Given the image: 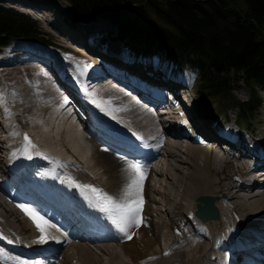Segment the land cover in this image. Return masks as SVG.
Masks as SVG:
<instances>
[{
    "label": "bare ground",
    "instance_id": "obj_1",
    "mask_svg": "<svg viewBox=\"0 0 264 264\" xmlns=\"http://www.w3.org/2000/svg\"><path fill=\"white\" fill-rule=\"evenodd\" d=\"M15 1L42 14L48 10L38 8V5H50L49 13L53 15L51 23L60 37L86 47L83 51L74 49V52L79 53L82 58L87 54L82 60L89 67L84 72L72 65L66 68L62 65L67 63L66 59L62 58L64 61L61 62L58 55L46 53V49H55L39 40L34 47L15 42L14 46L0 50V77L10 75L20 67L31 68L36 72L28 88L22 87L11 76L5 77V80L0 78V89L4 94V116L10 119V115H13L20 129V133H13L5 143L0 139V149L6 154L4 156L0 153V192L4 194L3 196L0 193V202L5 209L15 213L22 223L20 232L0 209V244L10 248L11 243L8 241L11 240L15 247L25 252H29L30 248H38L39 255H44L43 263L50 261V264H240L243 261L245 264H262L264 104L261 106V114L259 113L261 126L256 130L252 129L249 137L242 133L244 128L248 129L247 125H242L241 128L237 117L231 121L234 129L227 125L220 129L207 118L208 109L202 112L204 104H197L195 99L199 101L200 98L194 90L191 89L190 95L179 93L177 86L185 89L183 83L173 77L175 71L170 70L169 74L165 66L158 64L157 56H146L130 48H125V52L119 46L121 49L108 46L113 39L94 38L104 27L97 26L95 21L85 27L76 26L72 23L75 15L68 17L64 8L69 9L59 3L64 2L63 0ZM104 70L110 76L126 82L128 87L123 89L112 86L110 77H102ZM133 87L141 91L140 96L134 95ZM162 87L177 92L173 93L185 104L195 133H199L206 142L212 144L221 140L227 141L228 150L218 149L211 157V145L206 144L207 148H202L187 138V126L191 124L187 123L186 128L180 126L179 112L170 105V98L161 95L164 91ZM84 92L88 95L93 93L95 97L99 95L102 99L100 101L105 102L116 117L138 131L142 142L148 145L152 143L155 147L157 154L152 159L154 165H150L152 162L144 165L145 177L150 179L151 172H154L168 178H165L168 194L165 195L163 191V196L172 210L179 209L180 203H183L184 214L189 215L184 217L191 224L181 237H176L175 242H163L159 249L154 246L153 236H156V232H153L150 224L154 209L150 203L157 201L148 189L150 184L146 178V185L143 183V199L147 202L143 203L140 213L142 223L128 229L133 234L128 241L123 240L125 236L118 232L104 213L90 206L88 197L92 194L73 185L72 181L79 185H92L119 199L130 178L125 171L126 161L133 160V156L121 148L122 139L115 137L105 127H95V124L102 125V122L90 111L83 110L85 106L81 98ZM160 99L164 102V107L157 110ZM71 102L81 108L91 134L96 135L95 131H99L105 137L104 141H93L94 148L88 156L93 164L89 163L85 154L84 136L76 128L77 123L72 115L64 111ZM246 123L249 122L244 124ZM25 134L34 147H27ZM63 136L64 144H61L60 139ZM191 136L193 138V134ZM65 154L71 156L80 166L66 158ZM96 169H101L106 178L101 180L95 175ZM162 181L164 183L163 179ZM153 186L152 184L151 190L154 189ZM39 191L44 194L43 197L38 195ZM200 194L214 197V203L219 210L218 218L202 221L194 215L197 208L196 197ZM27 199L33 200V205L22 201L27 202ZM18 204L31 208L34 206L35 209L38 207L39 214L55 225L46 229V242L40 241V231ZM159 210L160 223H164L168 230L171 229L172 223L167 209ZM59 220H64L63 225ZM68 221L70 225L75 223L77 227L65 230L70 227ZM86 227L104 231L90 233L91 240L96 239L97 245H93L94 242L88 243L84 238L88 235ZM27 231L29 234L25 235ZM174 231L175 228L171 234ZM135 248H139V252H133L136 251ZM10 264L29 262L21 261L14 255Z\"/></svg>",
    "mask_w": 264,
    "mask_h": 264
},
{
    "label": "trees",
    "instance_id": "obj_2",
    "mask_svg": "<svg viewBox=\"0 0 264 264\" xmlns=\"http://www.w3.org/2000/svg\"><path fill=\"white\" fill-rule=\"evenodd\" d=\"M67 1L77 21L97 15L111 19L116 38L134 52L194 66L196 93L236 107L238 122L258 112L264 90V0ZM122 1L133 5L137 20L125 16ZM41 34L29 15L0 4V45L12 39L42 40ZM230 73L242 75L246 97L232 93Z\"/></svg>",
    "mask_w": 264,
    "mask_h": 264
},
{
    "label": "rangeland",
    "instance_id": "obj_3",
    "mask_svg": "<svg viewBox=\"0 0 264 264\" xmlns=\"http://www.w3.org/2000/svg\"><path fill=\"white\" fill-rule=\"evenodd\" d=\"M48 1H50V2H59L61 0H48ZM63 1L64 2H59V3H62L63 6L66 5V7L69 9V10H66L64 8L66 14H68L67 16L68 17L74 16L75 14H74V11H73L71 5L68 3L67 0H63ZM125 2H127V1H125ZM127 3L131 7L133 6L130 2H127ZM0 4L4 5V6H11V7H13L16 10L24 12L25 14L29 15L31 18H33L32 15L37 14V13H35L36 11H32L31 8L28 5L22 4V3L18 2V1H15V0H0ZM42 4L43 3L39 4L38 6H40V7H38V8L43 9V8H45V6H48V8H50V5H46V4L42 5ZM94 21L98 23L97 26L104 27V30L100 34L94 36V38H96V37L103 38V40H107V39H111L112 40L113 39L112 42L109 43L108 46L117 47V48L121 47L122 49H124V51H125V48H130L129 45L124 44L122 41H120L118 38H116V36H115V34H116L115 33L116 32L115 31V26H114L113 22L111 21V19H108L106 17H102V16H98L97 15L93 20H91L89 22H81V21H77V20L74 19L72 21V23L75 24L76 26H84L85 27V26H88L90 23H92ZM35 23H36L38 31H40L42 33L41 34L42 35L41 42L42 43H47L48 45L53 46V48L55 49V50L46 49L45 52L48 53V54L52 53L55 56L58 55L57 58L61 62L64 61L63 59H66L67 63L66 64L65 63L62 64L66 68H68L70 65H72L73 68H77V69H81V70L83 69V72H84V69H85L84 68V64L85 63L83 62L82 59L84 57H86L87 54L85 56L83 55L84 57L82 58V56L80 57L79 53L74 52V50L72 51L70 49H66V47H69L70 45H73L75 47V44H73L72 42H70V41H68L66 39H63L62 37H60V35H59L58 31L56 30V28L50 27V24H49V22L46 19H41L40 21L38 20ZM49 29H51L52 31H50ZM57 34L59 36H57ZM98 38H96V39H98ZM37 41L38 40H34L33 41L31 39L24 40V41H20V40H17V39H12V40H10L8 42V44H6V46H3V47L0 46V48H1L0 50H3L4 48H8V47L14 46L15 42L25 43L24 46H32V47H34L33 45H35V42H37ZM15 45H20V44H15ZM38 45H40V44H38ZM121 48H119V49H121ZM85 49H86V47H83V46L80 47V51H83ZM131 53L134 54V52H131ZM134 55H136V53ZM143 55H146V54H143ZM136 56H138V55H136ZM146 56H148V55H146ZM160 56H164V55H160ZM139 57H141V56H139ZM157 58L159 59L158 64H162L163 66H165L167 68L169 74H170V70L175 71V75H173V77L174 78H178L183 83V86L186 89L185 90V89L181 88L182 93H184V94L185 93H187V94L190 93L191 94L192 90H194V93L197 95L198 98H200L199 99L200 102L198 101V99H195V101L197 102V104H204L205 105V106L203 105L202 112H205L206 109H208L206 111V116H207V118L209 119V121L211 123L213 122V125H216V126L218 125L220 127V129H222L223 127H226V125H227V127L229 126V127H232L234 129V124H232L231 121H234L235 118H236V111H237L236 107H233V106L227 107L225 104H223L221 102H218L215 99H210V98H207V97L206 98L200 97L196 93V79H197L196 75H197L198 70L194 66L180 65V64L176 63V60H174L173 57H171V58L168 57V56L166 57V55L164 56V58H161V57H157ZM40 65H42V64H40ZM7 76L8 77L11 76V77L17 79L21 83L22 87L28 88L30 86L29 84L32 82V80H34V78L36 76V72H35L34 69H31V68L20 67L18 69H15V71H12L10 73V75H5V76H2L0 78H2V80H5L6 78H8ZM229 76L231 78L230 79V85L233 88L232 89V93L235 96L240 97V98L246 97L249 94V90L247 88V85H246L242 75L240 73H237L236 74V78H234V74L230 73ZM261 97H262V104H264V90L261 91ZM262 104H261V106H262ZM261 106L259 108L258 113L255 114V116L252 119H249V118L247 119V122H249V123L244 124V123H242V121L239 123V126L241 125L240 126L241 128H243L242 125H247V128L249 129V130L245 129V128L243 129L242 133H243V135H245V137H249L250 136V133L252 132L251 131L252 129L256 130V128L258 126H261V125H259V124L262 123L260 121V119H259L260 116H261L260 115L261 114L260 113ZM67 108H69V105L67 107H65V109H67ZM61 114L62 113H60L59 116H61ZM63 115H64V112H63ZM72 117L74 118V114L72 115ZM222 117H224V118L226 117L227 121L224 120V118H222ZM10 119L12 120L13 128L15 129L13 131V133H19L20 129L16 125V122L14 120L13 115H10ZM223 122H227V124H223ZM4 127L7 128V127H11V126L10 125H4ZM2 128H3L2 125H0V139L1 140L3 138H5V137L9 136V132L5 131ZM234 131H236V130H234ZM82 134H83L84 140L86 141V144H87L85 146V154L88 157L91 154V149L94 148V147L92 148L94 142L85 133L82 132ZM62 135H63V133L60 134V136H62ZM62 139H64V136L60 139L62 141V142L60 141V143L64 144ZM0 153H4V151H2ZM88 160H89V163L93 164L92 159H90L88 157ZM157 164H158V162H157ZM79 166H80V164H79ZM95 173H96L95 175H97L101 180L106 178V174H104L101 171V169H96ZM150 177H151L150 179H148L149 177L146 178L148 183L150 184L148 189L151 191L150 193L153 194V196L156 198V201H157V202L151 201V203H150L151 207L154 209L151 212L152 213V217H151L150 224H151V228L153 229V232H156V236L154 234H152V232H151V234H152L151 236L154 235L153 236V238L155 237L154 238V240H155L154 246L156 247V249H159V247L163 245V242H167V243L175 242L176 237H181L183 232H185L186 228L190 227L191 224H189L190 221L188 222L185 219L186 217H184L186 215L187 216H189V215L186 214V213L184 214L185 206H184L183 203H180L179 209L172 210V207L170 206V204L168 205V202L166 201V198H164L163 191H165V195L168 194L167 193L168 192L167 191L168 186L166 185L167 183H165V181H167L166 179H168V178L166 176H164V178H163L162 175L156 174L154 172H151ZM152 179L154 181H156V182H154V181L152 182ZM162 179L164 180V183H163ZM146 182L144 181L143 183L146 185ZM151 183L157 189L153 186L154 189L151 190V188H152V184ZM144 184H143V186H144ZM163 184L166 185V186H164ZM166 187H167V189H166ZM155 189H156V191H155ZM159 191H162L160 193V195L158 194ZM1 194L4 196L3 193H1ZM163 199H165V200H163ZM164 201H165V203H164ZM144 202H147V200L144 199ZM161 208H166L167 212L169 214V218H170L171 223H172V227L169 230H168V228H166L164 226V223H162L163 225L160 223V215L161 214H160V210L159 209H161ZM0 209H2L5 212L4 214L9 217V220L11 222H13L15 224V226H17V230H19L21 232L20 228L22 227V223H21V220L19 219V217L15 213L8 211L7 210L8 208L5 209L1 202H0ZM134 226L135 225H133L132 227H134ZM174 228H175V231L171 234V232L174 230ZM27 234H29L28 231L25 232V235H27ZM111 244L115 245V243H106V245H111ZM117 247H119V246H117ZM135 249H136V251L133 250V252H139V248H135ZM126 255H127V253H126ZM102 256H104L103 258L106 257L104 254ZM211 261L212 262H218L216 260H214V261L211 260Z\"/></svg>",
    "mask_w": 264,
    "mask_h": 264
},
{
    "label": "snow or ice",
    "instance_id": "obj_4",
    "mask_svg": "<svg viewBox=\"0 0 264 264\" xmlns=\"http://www.w3.org/2000/svg\"><path fill=\"white\" fill-rule=\"evenodd\" d=\"M89 67L84 65V68ZM96 103L97 107H101L104 103L101 101L97 103L95 99L92 101ZM103 110V108H102ZM27 142V147H34L29 140L27 134L24 136ZM107 150V149H105ZM29 159L31 156L29 155ZM125 171L129 174V180L123 190V194L119 199L113 198L108 193L104 192L103 189L96 188L92 185H79L75 181H72L73 185L83 189L85 192H89L92 195L88 197L90 206L96 208L99 212L104 213L106 218L111 221L115 228L123 234L127 239H132V235L128 229L133 225L139 226L142 223L140 213L144 203L143 199V182L145 180L144 165L139 160H127ZM22 211L28 215L35 223L37 229L40 231V241L46 242L47 232L46 229L49 227H55L54 224H50L44 216H41L35 208H31L25 204L17 205ZM12 243L11 240L8 241ZM167 254V253H166Z\"/></svg>",
    "mask_w": 264,
    "mask_h": 264
},
{
    "label": "water",
    "instance_id": "obj_5",
    "mask_svg": "<svg viewBox=\"0 0 264 264\" xmlns=\"http://www.w3.org/2000/svg\"><path fill=\"white\" fill-rule=\"evenodd\" d=\"M120 7L123 10L126 17L129 19L137 20L138 15L134 9L125 1L120 3ZM197 208L195 209V215L202 221L208 219H216L219 216V210L214 203V197L209 194H200L196 197Z\"/></svg>",
    "mask_w": 264,
    "mask_h": 264
}]
</instances>
